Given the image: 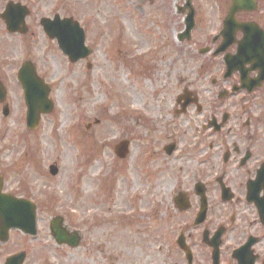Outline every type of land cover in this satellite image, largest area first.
<instances>
[{
	"label": "rangeland",
	"instance_id": "374dc122",
	"mask_svg": "<svg viewBox=\"0 0 264 264\" xmlns=\"http://www.w3.org/2000/svg\"><path fill=\"white\" fill-rule=\"evenodd\" d=\"M10 1L28 7L30 15L24 36L6 32L0 19V81L9 109L4 118L0 106V176L3 193L36 207L32 243L40 255L34 258L59 262L62 251L49 240L48 225L60 217L68 233L87 237L67 264H107L110 257L111 264H186L175 246L177 229H172L170 166L161 168L164 157H152L148 166L156 174L143 182L138 163L130 159L123 164L111 150L122 138H140L129 145L132 155L137 149L140 154L149 140L167 143L172 112L162 111L172 108L186 83L195 92L201 87L202 102L211 101L215 75L208 74L206 81L198 77L203 63L217 61L212 52L199 54L216 45L209 31L210 0H192L195 27L191 39L181 43L177 36L187 10L176 11L183 0H0V13ZM54 15L80 24L92 50L88 58L70 64L55 40L42 32L40 18ZM24 61L48 85L54 105L33 132L24 126L16 79ZM148 112L156 124L144 127ZM49 166L58 169L56 176H50ZM194 233L189 244L193 264H211L201 235Z\"/></svg>",
	"mask_w": 264,
	"mask_h": 264
},
{
	"label": "flooded vegetation",
	"instance_id": "af4514ba",
	"mask_svg": "<svg viewBox=\"0 0 264 264\" xmlns=\"http://www.w3.org/2000/svg\"><path fill=\"white\" fill-rule=\"evenodd\" d=\"M210 5L209 31L215 33L211 43L216 45L209 50L219 54L216 62L202 64L198 77L206 81L208 74L215 75L210 81L215 89L212 102H202L201 87L195 92L186 83L174 96L172 108L162 111L172 112L168 142H144L140 154L137 149L132 155L128 149L121 163L130 159L138 163L143 182L156 174V168L148 166L152 157H164L161 168L170 166L172 229L178 230L173 232L181 256L182 250L191 251L195 232L209 259L216 243L219 264H264V64L251 54L257 47L264 50V0L254 1L255 11L234 15L235 24L254 28L234 29L231 37L225 35L231 0H211ZM239 52L243 54L238 56ZM151 113L144 115L142 126L156 124ZM122 140L128 148L132 142L140 143V138ZM12 232L0 241V264L12 257H20L19 264H43L34 258L40 255L33 252L34 238L17 231L11 236ZM77 235V247L57 246L62 251L57 264H67L73 251L83 248L87 237ZM112 261L110 257L106 263Z\"/></svg>",
	"mask_w": 264,
	"mask_h": 264
},
{
	"label": "water",
	"instance_id": "95a60500",
	"mask_svg": "<svg viewBox=\"0 0 264 264\" xmlns=\"http://www.w3.org/2000/svg\"><path fill=\"white\" fill-rule=\"evenodd\" d=\"M233 13L239 9L240 0H232ZM189 5L190 0H186ZM28 15L25 7L19 4L8 3L0 18L4 21L6 29L10 33L24 34L26 27L24 19ZM41 25L45 33L50 39H56L59 48L68 57L71 63H75L80 59L86 58L90 50L84 46V34L78 24L71 19L60 21L57 16L53 21L48 19L41 20ZM187 30L184 37H187L192 28V16L186 19ZM188 38V37H187ZM252 57L264 64V51L256 50ZM17 78L24 92V101L27 108L26 127L33 130L37 127L40 114H48L52 111V103L48 100L49 90L43 86L35 74L34 68L28 63H23ZM5 100V90L0 83V103ZM3 116L7 115L6 108L3 109ZM123 143L117 146V150L123 149ZM117 155L122 157L121 154ZM49 172L52 176L56 175L57 169L50 167ZM2 178L0 176V236H4L6 231L16 228L26 234L35 235V213L34 206L27 201L18 200L10 195L1 193ZM50 231L57 243H64L68 246L75 247L77 240L74 236H68L61 228V220L55 218L51 221ZM190 260V256H188ZM214 263L218 264L217 255L213 257Z\"/></svg>",
	"mask_w": 264,
	"mask_h": 264
}]
</instances>
